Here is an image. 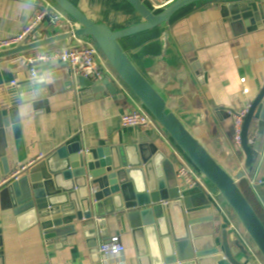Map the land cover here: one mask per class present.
I'll return each mask as SVG.
<instances>
[{
  "label": "water",
  "instance_id": "95a60500",
  "mask_svg": "<svg viewBox=\"0 0 264 264\" xmlns=\"http://www.w3.org/2000/svg\"><path fill=\"white\" fill-rule=\"evenodd\" d=\"M51 1L77 23L74 34H43L40 32L43 26L39 24L17 45L0 50V61H10L64 41L69 44L74 35L90 39L121 82L208 180L264 259V224L242 191L243 172L232 176L177 115L167 110L166 101L119 43L137 32L167 23L176 12L197 2H219L221 16L236 36L257 31L259 25L264 28V1L174 0L163 10L153 12L142 0H127L141 22L117 31L95 22L92 14L74 5L73 0ZM189 63L202 83L208 68L196 58ZM9 66L16 68L18 64L9 62ZM64 81L66 89L72 90L81 104L99 99L105 90L112 95L121 93L109 79L97 83L68 73ZM261 88L251 102L241 136L244 165L250 171L258 157L248 144L252 123L257 121L258 133H264V84ZM53 89L54 85L41 86L39 78L29 74L25 82L15 85L0 100V181L19 171L18 177L3 187L6 209L11 210L20 232L41 230L45 240H64L77 233L79 227H87L85 235H100L105 242L109 239V228L116 225L120 232L132 234L138 253L145 257L150 254L152 264H247L243 257L252 260L241 242L236 241L233 247L229 244L226 231L222 232L221 242L212 236L204 241L201 235L218 211L206 192L180 188L174 164L155 143L86 148L82 142L74 141L48 151L40 146L39 152L46 157L28 166L19 107L31 104L35 114L42 110L49 112ZM10 134L16 156L13 168ZM22 167L25 168L20 171ZM3 237L4 229L0 228V258L5 250Z\"/></svg>",
  "mask_w": 264,
  "mask_h": 264
},
{
  "label": "crops",
  "instance_id": "0c3cea01",
  "mask_svg": "<svg viewBox=\"0 0 264 264\" xmlns=\"http://www.w3.org/2000/svg\"><path fill=\"white\" fill-rule=\"evenodd\" d=\"M142 1L151 9L147 0ZM73 4L80 5L92 14L91 18L95 22L105 23L114 31L141 22L127 0H73ZM40 6V3L32 0H0V40L19 35ZM220 7L219 2L193 3L176 12L167 23L137 32L121 39L119 43L136 68L166 101L167 110L177 115L232 176V173L235 177L243 172L245 181L253 178L262 182L252 190L257 202L264 208V133H258V123L254 121L250 132L256 133L254 151L258 157L250 171L244 165L243 151L234 147V125L229 114L242 107L246 101L252 102L262 89L264 28L259 25L257 31L236 36L221 16ZM42 26L41 33H54L47 22ZM67 45L64 41L26 54L53 52ZM192 58L198 59L200 65L208 68L202 83L191 69L189 60ZM9 62L0 61V100L15 85L25 82L30 74L26 68L10 67ZM64 65L51 60L35 67L41 86L54 85L49 97V112L42 110L35 114L31 104L19 107L28 156L25 163L28 166L46 157L39 152L40 146L42 150L48 151L64 143L80 141L86 148L155 143L172 161L175 169L177 161L171 152L174 142L166 133L159 135L138 127H122L120 118L133 109L134 103L119 85L109 80L116 84L120 94L112 95L105 90L99 99L81 104L75 93L65 87L64 78L70 72ZM241 78H245V86L249 88L247 96L241 94ZM76 91L80 92L79 89ZM12 138L11 168L16 166ZM5 194V188L2 187L0 228L4 229L5 250L0 264H101L104 261L108 264H152L150 254L145 257L138 253L132 234L120 232L116 225L109 228V239L119 236L125 246V253L108 258L98 251L104 243L101 236L85 235L83 231L87 227H79L77 233L66 236L64 240H45L41 230L20 232L11 210L6 209ZM208 198L218 214L202 233L204 241L212 236L213 240L221 242L222 232L226 231L232 247L236 241L244 246L245 242L250 243L246 235L243 234L244 238L238 237L229 229L227 217L213 199ZM242 261L255 264L245 257Z\"/></svg>",
  "mask_w": 264,
  "mask_h": 264
},
{
  "label": "built area",
  "instance_id": "2783aa9c",
  "mask_svg": "<svg viewBox=\"0 0 264 264\" xmlns=\"http://www.w3.org/2000/svg\"><path fill=\"white\" fill-rule=\"evenodd\" d=\"M151 6L153 12H159L167 7L174 0H147ZM41 8L30 17L24 26L22 32L15 36L0 40V50L9 49L14 47L23 40L37 25L45 22L50 26V30L54 33L70 32L74 34L78 28L77 23L71 19L65 12L59 9L51 0H39ZM73 41V42H72ZM55 60L62 64H65L66 68L71 75L77 77L82 76L100 82L104 79L112 80L119 85L121 89L127 93L128 97L134 103L133 109L121 116L120 122L122 127H138L141 129L152 131L156 134L163 135L165 132L160 124L148 113L138 99L130 92V90L121 82L119 77L111 68V65L107 63L103 57L100 49L90 39L84 37L73 36L71 43L67 46L53 51V52H40L36 54H22L16 56L10 60L11 63H17L18 66L29 70L32 77H36L35 67L37 64L47 61ZM242 86L241 94L247 96L249 94V88L245 86V78L240 79ZM251 102L246 101L242 107L237 110L230 111L233 121V144L238 150H242V129L244 119L247 116ZM256 141V133L248 135V144L254 146ZM171 152L175 157L177 164L175 166V175L178 184L183 189L199 188L206 192L207 195L213 199L216 205L219 207L222 213L227 217L228 227L238 237L244 238L243 234L246 233L242 230L241 226L234 218L233 213L226 210L225 204L219 198L217 192L212 189L208 180H206L198 172V170L190 163L182 151L173 143ZM25 167H22V171ZM19 175V171L13 173V175L0 181V189L11 179H16ZM247 184L251 189L255 190L262 182L255 179H247ZM247 237V235H246ZM245 246L249 252V256L255 264H264V259L258 253L253 244L245 242ZM98 251L104 257H115L122 253H125V246L122 244L119 236H114L108 241L102 243ZM101 264H108L107 261Z\"/></svg>",
  "mask_w": 264,
  "mask_h": 264
},
{
  "label": "trees",
  "instance_id": "16d2710c",
  "mask_svg": "<svg viewBox=\"0 0 264 264\" xmlns=\"http://www.w3.org/2000/svg\"><path fill=\"white\" fill-rule=\"evenodd\" d=\"M249 134H252V133L249 132ZM251 147L254 150V146H251ZM241 181L242 182H240V185H241L242 191H243L246 199L249 200L248 202L253 207L254 211L257 214V216L261 219V221L264 224V208L260 205V203L257 202L258 200H256L255 193L250 188V186H248L247 181H245V179H242Z\"/></svg>",
  "mask_w": 264,
  "mask_h": 264
},
{
  "label": "rangeland",
  "instance_id": "374dc122",
  "mask_svg": "<svg viewBox=\"0 0 264 264\" xmlns=\"http://www.w3.org/2000/svg\"><path fill=\"white\" fill-rule=\"evenodd\" d=\"M175 160H176V159H175ZM232 174H233V176H234V173H232ZM225 208H226V210H227L228 212L230 211L226 205H225ZM230 212H231V211H230ZM230 212H229V213H230ZM231 213H232V212H231ZM231 213H230V214H231ZM234 218H235V216H234ZM236 219H237V218H236ZM237 222H238V221H237ZM239 225H240V224H239ZM249 241H250V240H249ZM250 243H251V241H250ZM251 244H252V243H251Z\"/></svg>",
  "mask_w": 264,
  "mask_h": 264
}]
</instances>
